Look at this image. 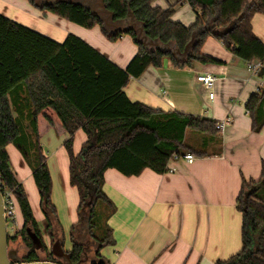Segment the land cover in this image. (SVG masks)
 I'll list each match as a JSON object with an SVG mask.
<instances>
[{"label":"trees","instance_id":"trees-1","mask_svg":"<svg viewBox=\"0 0 264 264\" xmlns=\"http://www.w3.org/2000/svg\"><path fill=\"white\" fill-rule=\"evenodd\" d=\"M30 1L41 11L83 27L100 26L111 41L130 34L138 45V52L122 68L75 34L58 42L0 13V190L12 191L23 216V227L12 238L20 236L29 248L24 261L40 260L26 228L41 238L42 231L12 169L7 151L10 143L21 150L32 168L46 230L52 240L63 237L52 200V176L41 144V137L54 129L69 135L64 146L70 159V182L80 198L78 221L70 230L71 259L75 263L84 260L83 264H111L100 250L114 243L112 230L102 225L97 231L95 223L106 205L114 211L103 189L107 169L115 168L126 176L139 175L146 168L165 173L174 153L188 151V129L219 133L218 120L132 101L124 90L128 81L150 66L162 67L165 58L177 68L192 67L196 62H221L202 51L210 36L235 56L261 62L258 75L264 79V42L252 27L253 16L264 14V0H187L196 12L190 25L172 18L174 5L163 9L154 6L153 0H104L114 21L123 22L131 13L143 28V35L158 47L145 45L133 29L114 31L79 3ZM122 24L123 28L131 25ZM245 107L252 119V130L260 132L264 128V84ZM25 117L35 138L29 148L21 141V134L27 133ZM78 129L87 134V140L76 154L73 140ZM236 207L242 213L241 249L215 264H264V166L259 180L243 178ZM86 238L95 243L91 247L94 258H87ZM53 258L49 253L45 260Z\"/></svg>","mask_w":264,"mask_h":264},{"label":"crops","instance_id":"crops-1","mask_svg":"<svg viewBox=\"0 0 264 264\" xmlns=\"http://www.w3.org/2000/svg\"><path fill=\"white\" fill-rule=\"evenodd\" d=\"M152 4L163 9L174 5L172 18L185 25L195 20L196 12L187 0H153ZM0 13L58 42L75 34L122 68L138 52L130 34L111 41L100 26L83 27L41 11L30 0H0ZM129 21L135 22L130 17L123 23L129 25ZM252 27L264 42V14L253 16ZM202 51L221 62H196L192 67L177 68L165 58L162 67H148L139 77H131L124 89L132 101L155 109L178 110L218 121L229 118L230 122L218 135L188 129L185 144L195 160L169 161L172 171L157 173L146 168L139 175L126 176L115 168L107 169L103 189L114 211L106 205L101 217L103 227L112 230L114 243L103 245L100 254L111 264H215L241 249L242 213L236 200L243 178L259 180L264 166V128L260 132L252 130L245 106L264 79L212 36ZM202 73L217 76L213 99L209 98L211 90L197 80ZM68 138V133L58 134L54 129L41 137L52 176V200L63 229V237L54 240L46 230L32 168L15 144L7 145L14 174L42 231L44 247L35 250L46 255L52 253L58 238L66 252L71 250L70 230L78 221L80 198L70 182V159L64 146ZM86 140L87 134L77 130L73 142L76 154ZM191 148L204 153L199 155ZM20 223L19 229L23 219ZM90 255L87 258H94Z\"/></svg>","mask_w":264,"mask_h":264},{"label":"water","instance_id":"water-1","mask_svg":"<svg viewBox=\"0 0 264 264\" xmlns=\"http://www.w3.org/2000/svg\"><path fill=\"white\" fill-rule=\"evenodd\" d=\"M58 1H67L81 4L84 8L90 9L93 14L99 15L101 19L104 21V24L107 27H110L114 31H129L133 29L135 32H138V38L147 46H156L158 44L153 41H148L147 37L143 35V28L139 27L137 22H132L131 25L127 28H123L121 24L126 22L132 15L128 14L127 18L123 20V22L114 21L112 18L114 16L113 12H110L106 9L105 1L100 0L98 5L101 7L100 9H96V4L91 6L90 3H83L80 0H54ZM50 2V0H43L42 3ZM105 13L108 15L107 18H103L100 14ZM135 20V17H132ZM120 24V25H119ZM28 236L31 238L35 249H41L44 247V243L42 238L33 231L30 227L26 228ZM9 235L7 231V219L5 216V204H4V196L2 191L0 190V264H83V261L75 263L71 259L70 252H66L62 245V239L58 238L54 241L52 246V254L59 259H63L62 262L53 261V260H37V261H21L19 262L18 250L15 248H9Z\"/></svg>","mask_w":264,"mask_h":264},{"label":"built area","instance_id":"built-area-1","mask_svg":"<svg viewBox=\"0 0 264 264\" xmlns=\"http://www.w3.org/2000/svg\"><path fill=\"white\" fill-rule=\"evenodd\" d=\"M262 67V63L259 61H250L248 62V68L249 70H251L252 72H254L255 74H259V71ZM197 80L201 83H203V85L208 89L211 90V92L209 93V98L213 99L214 98V92H213V88L214 85L216 83L217 80V76L211 73H202V74H198L197 75ZM264 83L263 81L261 82L262 86ZM230 122L229 118L223 119V120H219L217 123V128L221 131L223 130L226 125ZM181 158H183L184 160H186L189 163H192L195 160V155L191 152H185V153H174L171 158L169 159V161H176V160H180ZM169 171H172V168H168ZM3 196H4V204H5V216L7 219V222L9 219H11L13 222H15V224H18L17 218H16V213H17V204H16V200L15 197L12 193L11 190H5L2 192Z\"/></svg>","mask_w":264,"mask_h":264},{"label":"rangeland","instance_id":"rangeland-1","mask_svg":"<svg viewBox=\"0 0 264 264\" xmlns=\"http://www.w3.org/2000/svg\"><path fill=\"white\" fill-rule=\"evenodd\" d=\"M25 116L26 113H25ZM29 120L27 119V117L24 118V125L27 127V133L24 134H21V141H22V144L26 145L27 148H29L30 144H32V141H34V135L32 134L31 135V130H30V127H29ZM79 130V129H78ZM74 142V140H73ZM20 209H17V213H16V218H17V221H18V224H15V222H13L11 219L8 220L7 222V231H8V235L10 237V243H9V248H15L18 250V257H19V262L21 261H24L25 259V256L27 255L28 251H29V248L25 245V243L22 241L21 237L18 236L17 239H14L12 238L13 236L16 235V232L19 230V228L21 227V221H22V215L21 213L19 212ZM101 213L100 215L97 216V219L95 220V223L97 224V231L101 230L100 227H102V217H101ZM84 242H85V245L86 247L89 249V255L90 254H93V248L90 250L89 246L90 247H94L93 244L95 245L94 241L91 239V238H86L84 239ZM44 243V241H43ZM37 254L39 255V257L41 259H45V257L47 256L46 253L44 252H40L38 251ZM91 257V255H90Z\"/></svg>","mask_w":264,"mask_h":264},{"label":"flooded vegetation","instance_id":"flooded-vegetation-1","mask_svg":"<svg viewBox=\"0 0 264 264\" xmlns=\"http://www.w3.org/2000/svg\"><path fill=\"white\" fill-rule=\"evenodd\" d=\"M90 4H91V6H92L93 4H96V9H100V8H101V7L98 5V2H97V1H95L94 3H90ZM100 15H101L103 18H107V17H108V15L105 14V13H101ZM129 23H131V21H129ZM9 239H10V237H9ZM9 243H10V240H9V242H8V246H9ZM53 261L62 262L63 259H59V258L54 257V258H53Z\"/></svg>","mask_w":264,"mask_h":264}]
</instances>
